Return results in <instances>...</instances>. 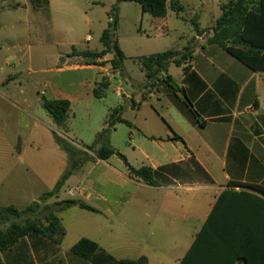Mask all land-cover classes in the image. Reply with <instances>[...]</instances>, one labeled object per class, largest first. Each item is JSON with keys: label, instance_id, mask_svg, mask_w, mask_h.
<instances>
[{"label": "crops", "instance_id": "obj_1", "mask_svg": "<svg viewBox=\"0 0 264 264\" xmlns=\"http://www.w3.org/2000/svg\"><path fill=\"white\" fill-rule=\"evenodd\" d=\"M177 1L182 11L169 9L165 18L146 20L141 8L140 30L123 38L117 34L123 2L119 4L115 39L126 56L123 71L113 69L112 53L98 59L97 65H65L55 70L92 73L88 83L92 99L106 106L95 136L106 128L112 111L122 107L117 117L129 124L115 125L111 146L135 169L148 167L156 171L158 185L150 186L132 177L117 154L107 160L94 156L89 162L96 171L95 180L79 179L76 189H69L67 197L60 193L53 197L55 200L44 208L49 212L40 214L47 217L53 212L59 218L66 231L62 242L57 244L43 235L26 236L0 251V264H94L71 252L83 238L97 243L118 261L179 264L224 191L259 194L240 184L264 188V71L249 69L210 42L222 15L214 19L212 2ZM49 2L33 6L32 12L48 8ZM100 3L93 1V5ZM116 3L111 1L112 8ZM4 10L0 7V13ZM145 21L149 31L143 27ZM174 37L177 42H173ZM91 41L87 35L84 42ZM101 45L92 52L103 51ZM167 51L178 53V57L188 52L189 57L180 66L171 63L167 72L150 82L138 59ZM172 66L181 69L174 77ZM168 76L171 83L166 80ZM104 81L107 88L96 97L94 92ZM77 87L81 91L86 85L81 82ZM43 98L68 100L71 104L64 127L57 126L44 109L53 120L55 137L77 142L80 150L89 146L71 136L68 122L74 100L82 99L43 95L42 106ZM100 148L98 145L95 150ZM65 200L84 203L96 211L79 206L57 211V204Z\"/></svg>", "mask_w": 264, "mask_h": 264}, {"label": "rangeland", "instance_id": "obj_2", "mask_svg": "<svg viewBox=\"0 0 264 264\" xmlns=\"http://www.w3.org/2000/svg\"><path fill=\"white\" fill-rule=\"evenodd\" d=\"M49 1L47 12L46 8L32 12L33 6L46 5L47 0H0V7H5L0 13V208L13 205L25 210L35 202L40 204L36 213L11 218L10 223L0 221L4 230L13 223L46 224L44 214L49 211L44 208L55 198L41 201L42 195L54 189L57 181L71 169L72 159L77 156L70 150L81 148L77 142L66 141L70 150L58 145L53 120L42 106V96L52 99L72 95L82 99L74 100L68 122L71 136L79 141L83 139L89 146L95 143L94 131L105 117V104L92 99L88 84L92 81L91 72L55 70L78 65L75 60L68 62L67 59L59 66L61 57L67 58L73 46L78 51L102 47L101 36L110 19L113 0H100L98 5H93L95 0ZM209 1L213 4L214 19H218L222 13L220 6L229 0ZM17 6L20 8L13 9ZM122 8L117 32L121 38L141 27L138 16L141 6L123 2ZM145 19L152 20V17L146 14ZM143 27L149 31L146 21ZM87 35L92 37L89 44L84 42ZM173 42H177L175 37ZM178 70L181 69L172 66L171 76ZM81 82L86 87L78 91ZM82 149L89 158H94L92 152ZM91 163H84L65 180L59 192L62 197H67L69 189H76L79 179L95 180L96 171H92Z\"/></svg>", "mask_w": 264, "mask_h": 264}, {"label": "trees", "instance_id": "obj_3", "mask_svg": "<svg viewBox=\"0 0 264 264\" xmlns=\"http://www.w3.org/2000/svg\"><path fill=\"white\" fill-rule=\"evenodd\" d=\"M122 2L137 3L143 13L153 18H165L168 10L182 11L183 7L177 0H117L110 14L109 26L101 36L104 50L101 52L78 51L74 46L72 52L61 57L59 64L62 67L67 59L75 60L78 65H97L98 59L112 53L111 61L114 70L123 71L126 56L115 39L118 28L119 4ZM222 15L217 20L214 36L211 43L217 44L237 60L241 61L253 71H264V0H229L222 5ZM46 12L48 9L46 8ZM199 32L198 28H196ZM178 53L167 51L148 57L139 58L146 77L150 82L159 79L160 75L167 72L171 63L182 65L189 57L186 52L178 57ZM70 59V60H69ZM73 63V62H72ZM166 80L171 83L168 76ZM107 88V83H101L95 90V96L100 97V91ZM44 109L52 116L55 124L64 127L71 104L68 100H49L43 98ZM122 107L110 114L106 128L96 137L92 146L85 149L92 152L99 160H107L117 154L124 161L129 174L150 186H157L159 174L151 168L135 169L127 159L118 154L111 146L110 136L117 123L129 124L126 120L117 117L122 112ZM61 148L70 150L66 140L56 137ZM101 145L99 150L96 146ZM73 156L71 169L64 174L56 187L46 193L41 201L58 197L66 179L74 174L91 158L82 150H70ZM79 155V157H78ZM251 191H224L215 203L209 217L196 235L189 250L179 264H264V188L260 186L241 185ZM57 211L79 206L82 209L95 212L96 210L84 203L74 200H65L57 204ZM40 204L35 202L31 207L20 210L16 206L0 208V221L11 218L20 219L29 213H36ZM46 224H18L13 223L7 230H0V251H5L26 236L43 235L60 244L66 235L59 218L51 212L46 217ZM74 255L92 261L94 264H140V261H118L113 256L101 250L99 245L89 239L83 238L71 249ZM144 261V260H143Z\"/></svg>", "mask_w": 264, "mask_h": 264}]
</instances>
